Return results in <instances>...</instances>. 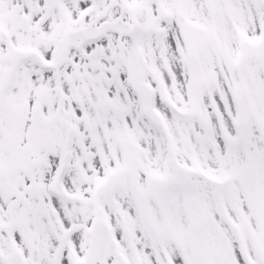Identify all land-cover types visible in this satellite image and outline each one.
<instances>
[{"label":"snow or ice","instance_id":"snow-or-ice-1","mask_svg":"<svg viewBox=\"0 0 264 264\" xmlns=\"http://www.w3.org/2000/svg\"><path fill=\"white\" fill-rule=\"evenodd\" d=\"M0 264H264V0H0Z\"/></svg>","mask_w":264,"mask_h":264}]
</instances>
